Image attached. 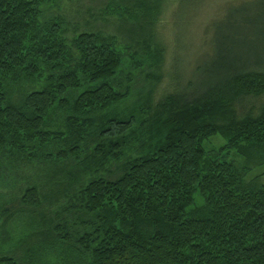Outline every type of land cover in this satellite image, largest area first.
I'll return each instance as SVG.
<instances>
[{
  "label": "trees",
  "instance_id": "1",
  "mask_svg": "<svg viewBox=\"0 0 264 264\" xmlns=\"http://www.w3.org/2000/svg\"><path fill=\"white\" fill-rule=\"evenodd\" d=\"M65 1L0 0V166L72 155L75 183L84 179L70 210L89 229L70 236L53 222L51 235L85 264H264V184L245 182L264 154V108L237 110L264 94V0L230 4L213 59L180 79L140 135L134 116L111 111L138 74L117 80L115 37L69 36ZM151 1H132L139 23ZM218 134L246 162L208 158L204 142ZM20 203L38 208V188Z\"/></svg>",
  "mask_w": 264,
  "mask_h": 264
},
{
  "label": "rangeland",
  "instance_id": "2",
  "mask_svg": "<svg viewBox=\"0 0 264 264\" xmlns=\"http://www.w3.org/2000/svg\"><path fill=\"white\" fill-rule=\"evenodd\" d=\"M132 1L67 0L62 8L70 28L69 36L89 31L117 39L124 53L123 69L117 80L131 84L130 74H138L139 78L132 79L134 90L111 111L134 116L140 135L152 119L155 126L158 104L178 92L180 79H191L198 66L203 67L213 59L217 23L230 4L247 0H152L145 24L136 21L141 11L132 8ZM127 8H131V13ZM262 108L264 94L246 97L237 105L240 117L257 114ZM60 119L52 117L51 124ZM137 143L131 140L127 152ZM227 145L224 135L208 138L204 142L207 157L239 159L243 163L244 158L227 150ZM61 159L57 155L50 159L44 154L32 162L6 161L0 166V260L11 259L14 264H85L76 250L68 248L63 241H56L50 231L53 222L60 223L62 232L67 229L70 236L89 229V225H82L80 218L71 215L70 210L77 202L73 197L84 179L78 178L75 183L77 177L72 174L78 168L68 163L74 156ZM252 163L245 182L260 187L264 184V154ZM105 168V176L113 174L110 165ZM32 187H37L40 193L41 203L35 209L20 203L25 191ZM67 221L70 222L68 227Z\"/></svg>",
  "mask_w": 264,
  "mask_h": 264
}]
</instances>
